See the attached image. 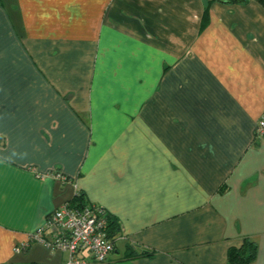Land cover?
I'll list each match as a JSON object with an SVG mask.
<instances>
[{
	"label": "crops",
	"instance_id": "1",
	"mask_svg": "<svg viewBox=\"0 0 264 264\" xmlns=\"http://www.w3.org/2000/svg\"><path fill=\"white\" fill-rule=\"evenodd\" d=\"M263 113L256 0H0V264H63L15 248L79 192L101 264H264Z\"/></svg>",
	"mask_w": 264,
	"mask_h": 264
},
{
	"label": "built area",
	"instance_id": "2",
	"mask_svg": "<svg viewBox=\"0 0 264 264\" xmlns=\"http://www.w3.org/2000/svg\"><path fill=\"white\" fill-rule=\"evenodd\" d=\"M255 134L264 135V113L255 126ZM56 176L66 180L59 172ZM109 214L97 203L65 202L48 213L45 225L32 233L28 243L15 250L20 252L36 242L52 251H67L69 255L63 264L104 263L115 249L114 240L108 236Z\"/></svg>",
	"mask_w": 264,
	"mask_h": 264
},
{
	"label": "trees",
	"instance_id": "3",
	"mask_svg": "<svg viewBox=\"0 0 264 264\" xmlns=\"http://www.w3.org/2000/svg\"><path fill=\"white\" fill-rule=\"evenodd\" d=\"M228 1H238V0H228ZM240 1V0H239ZM244 1V0H242ZM258 3H260L264 7V0H256ZM207 11V9H206ZM69 202L72 205H81L85 204L84 196L82 193L76 194L74 197H72ZM119 230L118 224L111 218V215L109 214V227H108V236H110L113 240V236L115 237L116 231ZM115 242V240H114ZM153 252L149 249H144L143 255H152ZM256 254H257V245L256 241L252 240L251 238H246L244 240V243L240 247H231L228 251V263L229 264H254L256 260ZM127 259L133 258L132 253H128L126 255Z\"/></svg>",
	"mask_w": 264,
	"mask_h": 264
}]
</instances>
